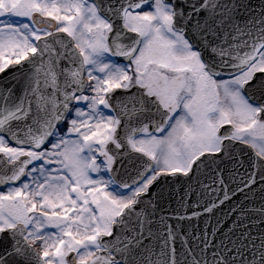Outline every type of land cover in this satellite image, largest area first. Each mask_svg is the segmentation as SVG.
Returning <instances> with one entry per match:
<instances>
[{
    "label": "snow or ice",
    "instance_id": "obj_1",
    "mask_svg": "<svg viewBox=\"0 0 264 264\" xmlns=\"http://www.w3.org/2000/svg\"><path fill=\"white\" fill-rule=\"evenodd\" d=\"M0 264H264V0H0Z\"/></svg>",
    "mask_w": 264,
    "mask_h": 264
}]
</instances>
